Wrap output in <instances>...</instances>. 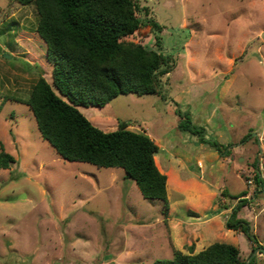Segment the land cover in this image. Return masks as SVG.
<instances>
[{"label":"rangeland","instance_id":"1","mask_svg":"<svg viewBox=\"0 0 264 264\" xmlns=\"http://www.w3.org/2000/svg\"><path fill=\"white\" fill-rule=\"evenodd\" d=\"M138 3L143 25L125 40L171 56L163 93L121 94L104 107L79 108L104 131L125 121L157 141L168 212L123 168L63 158L41 136L31 109L8 100L28 99L43 73L52 82L53 66L36 31L35 4L0 0V152L16 158L0 167V264H153L217 241L238 246L246 262L256 245L226 227L244 198L238 215L264 246V185L255 180L259 171L264 179V0ZM176 103L207 137L231 144L230 153L182 130ZM211 204L219 212L209 213Z\"/></svg>","mask_w":264,"mask_h":264},{"label":"trees","instance_id":"2","mask_svg":"<svg viewBox=\"0 0 264 264\" xmlns=\"http://www.w3.org/2000/svg\"><path fill=\"white\" fill-rule=\"evenodd\" d=\"M16 1L35 4L39 13L36 31L47 45V58L53 70L52 82L41 75L28 99L8 97V100L24 103L31 109L41 136L63 158L98 167L123 168L145 198L164 201L167 213V175L155 160L160 150L157 142L145 131L129 129L125 121L115 130L104 131L79 108L104 107L121 94L163 93L161 78L174 66L171 56L160 49L125 40L143 25L138 0ZM148 23L156 31L161 29L155 20ZM161 41L162 37L157 35L159 47ZM176 105L182 130L197 135L200 143L212 146L222 155L230 153L231 144L207 137L206 128L193 123L190 111ZM15 162L14 155L2 148L0 167L8 169ZM255 180L264 185L260 171ZM246 202L247 198L240 199L226 227L243 232L256 245L254 250L261 244L250 221L238 215ZM214 212L219 210L209 211ZM240 253L238 246L217 241L198 253L176 250L172 258H158L153 264H245ZM249 264H254V260Z\"/></svg>","mask_w":264,"mask_h":264},{"label":"water","instance_id":"3","mask_svg":"<svg viewBox=\"0 0 264 264\" xmlns=\"http://www.w3.org/2000/svg\"><path fill=\"white\" fill-rule=\"evenodd\" d=\"M259 255H263L264 256V246H262V245L256 247L253 250V252L251 253V255L248 258V260L245 262V264H249L252 260H254V264H255L257 258L259 257Z\"/></svg>","mask_w":264,"mask_h":264},{"label":"crops","instance_id":"4","mask_svg":"<svg viewBox=\"0 0 264 264\" xmlns=\"http://www.w3.org/2000/svg\"><path fill=\"white\" fill-rule=\"evenodd\" d=\"M45 42V41H44ZM46 44V43H45ZM47 46V45H46ZM46 55H47V52H46ZM169 74V73H168ZM43 76L45 75L44 73L42 74ZM46 76V75H45ZM46 78V77H45ZM221 130V129H220ZM147 133V132H146ZM148 135H150L149 133H147ZM218 134H219V131H218ZM151 136V135H150ZM152 137V136H151ZM153 138V137H152ZM199 138V137H198ZM154 139V138H153ZM155 140V139H154ZM156 141V140H155ZM157 142V141H156ZM158 144V143H157ZM204 144V143H203ZM213 209V204L210 205V207L207 209L208 211L212 210ZM208 211H207V214H208ZM206 212V210H205Z\"/></svg>","mask_w":264,"mask_h":264}]
</instances>
